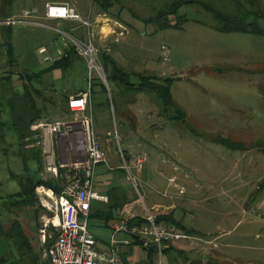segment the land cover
<instances>
[{
  "label": "rangeland",
  "instance_id": "374dc122",
  "mask_svg": "<svg viewBox=\"0 0 264 264\" xmlns=\"http://www.w3.org/2000/svg\"><path fill=\"white\" fill-rule=\"evenodd\" d=\"M173 1L116 0L108 15L123 23L122 35L104 40L95 34L92 42L98 55L100 50L112 56L128 71L172 77L173 109L183 110V119H173V109L165 113L154 93L125 92L119 82H104L110 110L97 105L106 96L97 84L99 72H90L79 52L68 69L48 72L37 84L47 96L57 98L55 105H47L43 119H71L73 112L63 114L53 108L61 105V94L76 95L92 87L95 133L106 151V161L101 164L113 167L106 175V171L96 172L97 180L108 181L107 185L97 181L96 190L122 187L133 208L124 212L126 216H142L146 210L154 213L174 205L175 218L201 235L202 264H264V209L254 199L264 177V36L216 29V12L236 14L233 0H194L176 14L156 20ZM46 2L76 6L83 18L90 14L92 29L94 15L101 13L93 0H0V76L12 70L11 84L0 82L5 85H0V122H4L0 195L19 189L10 170L19 174L24 169L20 145L7 124L5 107L13 105V92L6 87L20 92V72L47 66L53 58L45 56L60 52L61 56L65 43L70 46L72 39L84 40L85 36L80 21L44 18ZM257 10L264 13V0H257ZM12 18L19 21L8 23ZM163 22H177L178 26H161ZM8 25L15 58L11 68L3 31ZM260 26L264 30V18ZM75 27L80 31L73 30ZM120 148L128 150L129 160L123 158ZM141 152L146 159L139 168L136 155ZM28 164L35 167L33 161ZM171 176L175 183L169 181ZM37 200L19 217L31 226L39 244L37 222L43 207ZM154 204L157 206L152 207ZM94 232L111 233L106 228ZM170 248L163 252L162 264H178V257L173 259L176 248ZM7 249L8 243L0 240V254Z\"/></svg>",
  "mask_w": 264,
  "mask_h": 264
},
{
  "label": "built area",
  "instance_id": "2783aa9c",
  "mask_svg": "<svg viewBox=\"0 0 264 264\" xmlns=\"http://www.w3.org/2000/svg\"><path fill=\"white\" fill-rule=\"evenodd\" d=\"M44 9L47 18L76 20L82 23L87 30L84 40L72 39L71 45L86 58L90 72L98 71L99 77L108 85L98 50L92 42L95 35L90 14L89 17L83 18L74 6L50 2H46ZM7 21L14 23L19 20L12 18ZM56 30L63 33L60 29ZM68 45L65 43V47ZM44 58L51 59L48 55ZM90 93L89 88L83 95L69 98L68 107L73 112L71 119L39 118L31 125V136L25 138L26 141L32 140V144L42 151V177L45 180H60L59 194L54 187L46 184H39L35 189L43 207L37 229L41 264H123L120 256L121 244H131L135 238L140 240L141 248L146 251L154 247L157 262L162 264L164 249L169 243L185 239L187 234L173 225L157 223L156 214L149 210L142 216L144 221L139 223H128V219L135 215L115 220L109 243L104 247H99L90 229L89 214L92 201L106 197L96 190L97 167L106 161V151L95 133ZM56 139L66 142L64 152H57ZM122 156L124 158V155ZM145 159V153H138L136 166L141 168ZM174 169H177V166H174ZM169 181L175 183V176H171ZM184 189L183 186L180 187L181 192ZM120 231L127 233L128 237L117 239L115 234Z\"/></svg>",
  "mask_w": 264,
  "mask_h": 264
},
{
  "label": "trees",
  "instance_id": "16d2710c",
  "mask_svg": "<svg viewBox=\"0 0 264 264\" xmlns=\"http://www.w3.org/2000/svg\"><path fill=\"white\" fill-rule=\"evenodd\" d=\"M116 0H93V4L96 5L97 10L101 13L108 14L109 8L115 3ZM194 2V0H174L166 10H161L155 17L156 20L161 19L168 14H176L180 8L188 3ZM237 5V11L235 15H229L222 12H216L215 16L218 21L216 29L220 32H241L251 33L264 36V30L260 26V20L264 18V13L257 10V0H233ZM8 25L3 29L4 35L7 37V53L9 57L10 68L14 63V46L12 43V29ZM161 26H174L177 27L178 23H166L163 22ZM77 54V50L73 45L67 46L64 53L50 62L47 66L38 70L24 69L19 73L21 80V91L18 92L12 86L6 87L13 92L11 97L12 106H6V112L8 115L9 130H11L16 137L20 145L19 155L24 163V169L19 174L10 170V177L18 182L19 189L17 191L8 193L7 195H0V240H4L8 243V249L4 253L0 254V264H10L13 262L19 264H41L42 260L39 255L38 244L34 239L31 231V226L24 222L19 217V213L24 210L33 208L37 200L35 189L39 184H46L54 187L56 193L61 192L60 180L48 178L44 179L42 176L44 169V162L42 151L39 147L33 145V141H26V137H30L32 134L31 125L39 118H43L47 112V105H55L57 98L54 96H47L46 92L37 86L38 83H42L44 75L48 72L55 70H66L72 65L73 56ZM99 58L102 64V68L108 84L119 82L122 85L125 92H142V93H154L156 97L162 102L165 113H169L174 108V100L172 97L171 87L173 78H162L154 73L147 71H128L110 55L99 51ZM11 72L7 76H0V82L7 81L9 84L11 81ZM97 83L102 94L106 95L103 100H98L97 105H106L108 111L110 110V98L107 96V86L100 78ZM136 79V81L134 80ZM6 83V84H7ZM0 84V85H2ZM11 84V83H10ZM40 85V84H39ZM4 88L5 85H2ZM92 94V87L90 88ZM69 95L65 93L61 94V105L53 107L55 110L62 112L63 114L72 113L68 107ZM65 103V104H64ZM101 103V104H100ZM111 104L115 110L113 96L111 97ZM3 109L0 108V111ZM93 110V109H92ZM175 113L171 116L173 119H183L185 112L178 107L173 109ZM94 114V111H93ZM47 119V118H46ZM47 120H53L51 118ZM4 122H0V142H3L2 128ZM24 148V149H23ZM121 155L126 156L128 159L129 153L127 149L120 151ZM129 160V159H128ZM33 161L35 167L29 166V162ZM264 183V180L263 182ZM261 183V184H262ZM260 188V186H259ZM109 196V202L106 204L105 209L90 208L89 214V226L92 227L90 221L103 220L107 222L109 219L112 221L110 227L113 225V221L118 219L117 214L114 212L117 209L122 208L129 202L126 191L118 186H110L107 190ZM257 194V193H256ZM254 194V196H256ZM115 216L117 218H115ZM40 218V216H39ZM144 221V218L140 215H135L128 219L129 224H135ZM156 222L161 225H173L178 230L189 233L193 232L192 229L186 227L180 220L174 216V211L166 213H159L156 215ZM39 224V222H37ZM38 229V225H37ZM101 243V240H97ZM172 243L164 249L168 251ZM140 247V240L134 239L126 249L120 248V256L123 264H130V257ZM143 249V248H142ZM144 250V249H143ZM148 260L146 264H153L155 262L156 250L154 247L147 250Z\"/></svg>",
  "mask_w": 264,
  "mask_h": 264
},
{
  "label": "crops",
  "instance_id": "0c3cea01",
  "mask_svg": "<svg viewBox=\"0 0 264 264\" xmlns=\"http://www.w3.org/2000/svg\"><path fill=\"white\" fill-rule=\"evenodd\" d=\"M73 6V5H71ZM76 10L77 7L75 6ZM77 12L79 14H81V12L79 10H77ZM28 14V12L26 13ZM82 15V14H81ZM43 17L45 18V14H43ZM47 18V17H46ZM116 19V20H115ZM111 18L108 14L105 13H97L94 15L93 17V21H94V35L97 34L99 36V38H102L104 40L106 39H110L111 37H113L114 40H116L117 38H115V34H119L120 32H122L125 27L122 25L123 23L121 21H118V18ZM96 26V27H95ZM59 28V27H58ZM96 28V29H95ZM73 30H77L80 31L78 27L73 28ZM85 31V30H84ZM83 31V33L85 34V32ZM83 34V35H84ZM80 35V34H79ZM81 38V36H79ZM66 47H64L65 50ZM100 51V50H99ZM58 52V51H57ZM61 53V52H60ZM60 53H58L57 56L52 57L50 56L52 59V61L56 58H58L60 56ZM85 93V91H79L78 94L76 95H69V98L72 96H79V95H83ZM92 94L90 93V105L92 104ZM101 104V103H100ZM103 105V104H101ZM92 107V105H91ZM264 142V141H263ZM65 144L66 142H64L63 139H56L55 140V148L57 150V152H59L60 150L64 152L65 150ZM60 151V152H61ZM101 164V163H100ZM113 167L109 166L104 168L103 165H98L97 167V173L99 175V173L102 171H106L105 175L109 172H112ZM99 179V177H98ZM104 178L99 179L98 181H102L103 184L107 185L108 181L103 180ZM109 180V179H108ZM264 180V177L260 180L259 184L257 185L256 189H255V194L256 196H254V199L256 198L255 202H257V206H261L260 208L264 209V183H262ZM262 183V184H261ZM260 186V188H259ZM107 189H101V191H97L99 194L106 196L103 199H94L92 201V208L96 209H105L106 204H108V200H109V196L107 194ZM258 200V201H257ZM157 206L156 204H154L152 207ZM174 205H168L165 207V209L161 210V209H157L154 211V213L159 214V213H166L169 211H172ZM132 206H130V202H128L127 204H125L122 208L117 209L114 214H117V217H119L118 219H121L123 217H129L126 216L124 214V212H128L130 213V211L132 210ZM156 209V207H155ZM150 211V210H149ZM135 212V211H134ZM136 213V212H135ZM136 215V214H132L131 216ZM140 215V214H138ZM143 216V215H142ZM115 216V218H117ZM112 220V219H111ZM110 219L107 222H104L103 220H92L90 221V223H92V227H90L92 233L95 236L96 240H101V243L99 244V247H104L106 244L109 243V239L111 238L112 235V230L113 228L110 227V223H112ZM117 220V219H115ZM114 222V221H113ZM105 225V226H104ZM102 228H106L108 229L111 233L105 234V235H97L95 234L94 230H100ZM190 229L193 230V228L191 227ZM187 237L185 239H181L178 241H174L172 244L174 245L175 249V254L173 255V259H176L178 257V264H202V259H203V253H204V248L200 247V243L201 241H203L201 239V235H198L196 232H189L186 233ZM107 236V237H106ZM115 237L119 240H122L126 237H128V234L125 232H117L115 234ZM129 245V244H128ZM128 245H123L121 244L122 249H126V247ZM201 258V259H200ZM145 261L147 262L148 260V255L146 250H143L142 248L138 247V250H136V252L130 257L129 262L134 263L135 261ZM155 261L156 257H155ZM213 262V261H211ZM158 264V262H157Z\"/></svg>",
  "mask_w": 264,
  "mask_h": 264
}]
</instances>
